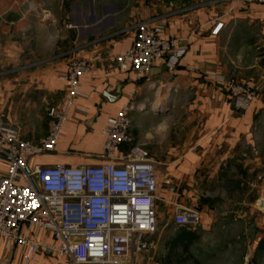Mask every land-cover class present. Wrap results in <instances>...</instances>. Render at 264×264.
Wrapping results in <instances>:
<instances>
[{"label": "crops", "instance_id": "1", "mask_svg": "<svg viewBox=\"0 0 264 264\" xmlns=\"http://www.w3.org/2000/svg\"><path fill=\"white\" fill-rule=\"evenodd\" d=\"M212 1L51 0L49 7L59 11L44 9V24L32 14L21 18L25 0H0V111L24 138L38 141L50 125L48 110L65 108L62 75L69 59L91 62V72L80 77L81 96L68 107L57 152L36 161L76 165L92 162L87 154H95L96 162L107 120L131 92L143 105L130 112V136L157 161L158 223L147 235L152 244L141 264H264V65L254 53L244 58L251 39L264 40V2ZM157 14L166 18L162 34L185 50L161 58L148 79L136 82L112 57L132 43L134 20ZM51 23L60 28L53 36ZM244 60L247 66L239 64ZM234 64L236 81L257 89L243 110L235 109L220 80ZM185 205L200 211L195 227L173 223L175 208ZM6 253L0 239V259ZM9 264L65 260L40 256L26 263L15 250Z\"/></svg>", "mask_w": 264, "mask_h": 264}, {"label": "built area", "instance_id": "2", "mask_svg": "<svg viewBox=\"0 0 264 264\" xmlns=\"http://www.w3.org/2000/svg\"><path fill=\"white\" fill-rule=\"evenodd\" d=\"M165 19L157 14L134 21L132 43L112 57L136 82L148 79L161 58H175L185 50L177 47L178 39L162 34ZM219 27L217 23L212 32ZM69 62L62 75L68 95L65 108L48 110L50 125L38 141L24 138L0 111V164L4 165L0 171V239L7 249L0 264H9L15 250L26 263L40 256H56L64 258L65 264H141V254L152 244L147 235L157 228V161L143 145L131 143L130 112L143 107L133 101L132 92L117 115L101 128L104 143L96 162L95 154H87L92 162L76 165L35 160L57 152L68 107L81 96L80 77L91 72L85 56H72ZM236 76L233 67L220 80L235 109L243 110L257 89L237 82ZM200 217L198 209L185 205L175 208L172 220L176 226L195 227Z\"/></svg>", "mask_w": 264, "mask_h": 264}, {"label": "rangeland", "instance_id": "3", "mask_svg": "<svg viewBox=\"0 0 264 264\" xmlns=\"http://www.w3.org/2000/svg\"><path fill=\"white\" fill-rule=\"evenodd\" d=\"M49 1H51V0H25L24 3L21 2V10H20V16H21V18L24 19L25 16H26V14H28V15L29 14H32V15H35L36 16V19L39 18L40 20H43V22H45L44 24H46L47 23L46 22V19H47V16L46 15H48V13H46L44 9L51 10L52 13H55V11H59V8H54L53 6L52 7H49V5H50ZM45 4L48 5V8L42 6V5H45ZM53 4H54V1H53ZM31 5H33V6H31ZM156 6L154 8H156ZM147 8L151 9L152 7H147ZM154 8H152V9H154ZM141 19H143V18H137L134 21H139ZM3 22L8 23L4 19H3ZM59 30H60V28H59V25L58 24L51 23V26H50L49 29H47V32L50 31L51 36H53L55 33H58ZM250 30H248V34H250ZM21 34L24 37L23 38V41H26L27 38H28L27 37V33L22 32ZM42 35H39V36H42ZM246 37L247 36H245V38ZM36 39L40 40L41 42L44 41V37H42V38H36ZM23 41L20 39V42L21 43H23ZM56 42H57V40H56ZM250 42L252 43V46L249 45L250 47L249 46L245 47L244 50L246 52H245V57L244 58L246 59L248 56H249V58H251V53H254L255 56H257L256 60L259 61L262 65H264V40H262V38L261 39H256L254 37L253 39L250 40ZM244 43L246 44V42H244ZM253 44H255V45H253ZM258 56H259V58H258ZM248 62L249 61H245V62L239 61V64H244V66H247L248 65ZM235 67H237V66L235 65ZM63 128H64V125H63ZM63 128H62V133H63ZM62 133H61V135H62ZM3 250H4V248H3Z\"/></svg>", "mask_w": 264, "mask_h": 264}, {"label": "water", "instance_id": "4", "mask_svg": "<svg viewBox=\"0 0 264 264\" xmlns=\"http://www.w3.org/2000/svg\"><path fill=\"white\" fill-rule=\"evenodd\" d=\"M151 70V69H150ZM150 72V71H149ZM260 204L264 206V201L260 200Z\"/></svg>", "mask_w": 264, "mask_h": 264}, {"label": "bare ground", "instance_id": "5", "mask_svg": "<svg viewBox=\"0 0 264 264\" xmlns=\"http://www.w3.org/2000/svg\"><path fill=\"white\" fill-rule=\"evenodd\" d=\"M166 85L165 84H163V85H161V87H165ZM168 88V87H167Z\"/></svg>", "mask_w": 264, "mask_h": 264}]
</instances>
